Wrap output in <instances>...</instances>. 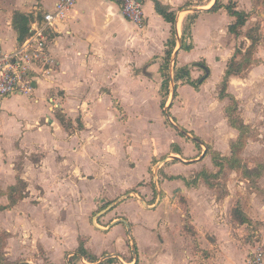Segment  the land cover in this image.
<instances>
[{"label":"crops","instance_id":"crops-1","mask_svg":"<svg viewBox=\"0 0 264 264\" xmlns=\"http://www.w3.org/2000/svg\"><path fill=\"white\" fill-rule=\"evenodd\" d=\"M55 1L0 0V50L9 51L19 44L12 25L14 12L31 16L30 29L31 22L51 10ZM155 1L167 6L176 15V43L171 54L172 65L171 59L169 64L167 95L161 90L164 78L160 67L164 62L165 44L172 36L173 25L157 13ZM215 1L147 0L144 4L145 24L138 27L121 15L119 4L113 0H78L70 17L60 24L62 32L54 35L49 42L50 52L58 62L53 74L37 85L33 98L12 96L0 99V173L5 170L14 177L13 181L0 189L7 191L21 179L25 194L28 192L27 174L46 168H55L59 172L67 168L81 177L95 174L102 184L101 189L104 186L110 189L112 184L116 190L123 191L124 186L125 192L129 194L128 186L131 183L123 177L131 175L137 168L129 174L114 172L110 177L105 168L110 164L109 154L99 149L97 151V147L92 146L93 142L98 143L101 149V144L121 142L122 135L119 133L123 120L119 118L129 116V113L140 116L145 110L153 111L154 106L158 110H169L177 118L180 106L194 107L191 106L194 100V105L199 99L202 102L201 88L219 89L228 62L236 49H241L236 45L238 34L228 30L235 20L225 8L229 2L234 4L236 10L248 14L247 25L250 20L260 17V31L264 36V0H219L220 6L210 10ZM192 15L195 18L186 37L191 49H181L180 38ZM244 25L238 32L244 30ZM199 26L202 27L203 35L196 33ZM243 39L250 44L249 38L244 36ZM200 40L203 46L211 50L215 48L212 57L203 52L198 54ZM253 57L256 62L251 65L255 70L264 67V40L258 42ZM196 63L202 64L194 65ZM184 66H188L190 78L196 86L178 82L174 95L173 71ZM204 67L208 69L207 75ZM202 70L204 75L198 78ZM234 76L231 75L228 80ZM225 92L233 95L227 86ZM217 97L221 101L226 99L220 98L219 92ZM51 98L57 101L58 107L50 103ZM162 103L164 106H161ZM57 114L62 115L67 126L60 122ZM222 114L228 123V130L237 133L235 138L227 142V153L217 149L213 151L220 158H227L232 154L230 145L238 137L239 131L228 121L225 107ZM177 119L181 126L195 128L193 124L189 127L190 120L185 122L179 117ZM76 121L78 126L74 127ZM177 126L174 124L175 128ZM79 134L85 144L75 149ZM167 135L172 137L169 151L163 155L157 173L170 162L166 159L168 155L183 161L172 158L178 170L176 173L165 171L167 177L160 185V179L156 176L158 174H154L156 196L150 203L145 202L154 209L163 200L174 212L172 218L158 219L153 223L158 239H153L151 245V264H245L252 246L251 229L256 223L260 225L258 231L264 238V219L258 217L255 202L247 195H240L243 192L239 187L234 189L228 185L220 190L218 184H209L204 180L219 172L206 162L207 154H210L213 165L214 155L206 145L209 144L207 139L201 138L200 142L186 144L185 139L175 135L171 129ZM204 148L207 150L202 155ZM54 156L56 162L53 161ZM147 175L145 168L139 179H145ZM191 176V180L195 181H189ZM109 189L107 193L111 195ZM138 191L146 200L150 198L149 186H141ZM19 201L11 208L18 206ZM237 202L250 223L241 224L232 218L231 211ZM118 218L111 217L108 225L96 228L108 231L111 229L109 225L114 226L123 221L112 223ZM80 243L77 242L74 249L67 253V262L73 259L70 260V257L75 254ZM83 245L99 261L100 251L91 250L88 241ZM52 247L56 251L49 264H60L64 248L57 243L44 245L45 250ZM141 248L142 254L134 258L137 263L145 253V247ZM22 260L29 264L25 259ZM77 261L79 264H90L82 257Z\"/></svg>","mask_w":264,"mask_h":264},{"label":"rangeland","instance_id":"rangeland-1","mask_svg":"<svg viewBox=\"0 0 264 264\" xmlns=\"http://www.w3.org/2000/svg\"><path fill=\"white\" fill-rule=\"evenodd\" d=\"M260 23V17H256L250 20L248 25L245 23L244 30L238 32L236 45L241 48V54L237 59H241L249 46V42L243 39L244 36L251 35L258 38V42L264 40ZM196 33L203 35L201 26L196 28ZM200 45L198 54L203 52L209 57L213 56L215 48L211 50L203 46L201 40ZM203 75L202 70L198 78ZM228 81L227 89L230 88V92L236 97L233 102L227 98L218 100L217 93L220 92V86L219 89L204 87L199 91L203 94L202 102L199 99L196 105H194L196 100L193 101L191 106L194 107L180 106L177 112L178 117L185 122L190 120L189 127L193 124L195 128L188 129L181 126L178 117H173L169 110H158L153 106V111L145 110L140 116L129 113V116L119 118L123 120L119 133L122 135L121 142L101 144L103 150L99 148L98 143L93 142L92 146L97 147V151L99 149L109 154L110 164L105 168L110 177L114 172L129 174L137 168L131 175L123 177L129 184L131 183V186H128L129 194L125 192L124 186L123 191L116 190V186L112 184L110 189L106 186L101 189L102 184L95 174L81 177L67 168L60 172L55 168H46L27 174L28 192L24 194V186L19 191L23 192L24 197L27 195L26 198H20V203L16 207L0 210V239L1 245L4 246L6 260L9 263H16L25 259L29 264H49L56 249L52 247L45 250L44 245L57 243L64 248L60 264H79L75 258L67 262V253L74 249L77 242L85 244L88 241L91 250L100 251L99 261H105V264H108L106 260L109 258L114 261L110 264H151V245L153 239H158L157 231L153 230V223L155 220L172 218L174 215L163 200L154 209L150 207L151 204L145 203H150L156 196L154 174H158L156 176L160 179L157 180L160 185L167 177L164 174L165 171L176 173L178 170L172 161L173 155H168L166 159L168 158L170 162L162 166V170L160 169L157 173L161 166L160 162H163V155L169 151V140L172 137H168V130L171 129L175 131V135L183 137L186 144L194 143L193 138L199 141L203 138L208 140L209 144L206 145L213 153L216 149L227 153L229 144L227 142L235 138L237 132L231 133L228 130V123L222 114L226 106L233 107L232 117L236 118L239 124L242 122L250 124L240 138L241 144L237 142V155L233 164L228 159H221L222 167L216 168L210 162V154H207L206 162L219 172L216 176L208 177L206 182L218 184L220 190L228 185L234 189L239 187L244 193L239 194L247 195L251 201L255 202L258 217L264 219V67L255 70V67L250 65ZM50 103L55 104V102ZM155 109H157L156 112ZM166 112L169 113L172 123L167 119ZM174 124L178 125V128H175ZM77 126L76 121L74 127ZM181 129L189 135L182 133ZM115 133L116 131L113 135ZM79 137L75 149L85 144L80 134ZM183 147L185 148L184 145ZM55 158L56 156H54V162H56ZM145 168L147 178L139 179ZM0 174H2L0 175L2 188L14 179L13 175L5 170ZM192 178L193 176L189 178V181H195L191 180ZM141 186H149L148 200L138 191ZM107 189L112 193L111 195L107 193ZM7 196L8 190L0 189V205L9 203ZM112 203L116 204L110 211L96 217ZM238 204L239 202L235 205ZM111 217H120L112 223L118 220H123V223L109 225L111 229L108 231H100L96 228L94 219L98 226H106ZM259 226L256 223L251 229L252 244L258 239L257 237L264 241L262 234L258 231ZM142 246L145 247V253L141 257L142 260L137 263L134 258L135 255L142 254Z\"/></svg>","mask_w":264,"mask_h":264},{"label":"built area","instance_id":"built-area-1","mask_svg":"<svg viewBox=\"0 0 264 264\" xmlns=\"http://www.w3.org/2000/svg\"><path fill=\"white\" fill-rule=\"evenodd\" d=\"M78 0H56L52 9L31 22L29 34L14 49L0 50V99L12 96L33 97L37 85L51 76L57 66L49 42L62 32L60 24L70 17ZM121 15L138 27L145 24L144 4L147 0H113ZM51 102L57 101L53 98ZM245 264H264V241L257 237Z\"/></svg>","mask_w":264,"mask_h":264},{"label":"trees","instance_id":"trees-1","mask_svg":"<svg viewBox=\"0 0 264 264\" xmlns=\"http://www.w3.org/2000/svg\"><path fill=\"white\" fill-rule=\"evenodd\" d=\"M219 6H220L219 0H216L214 5L210 8V10L217 9ZM225 8H226L227 12L229 13V15L235 19L234 22H232L229 25L228 30L232 34H238L239 28L245 24L247 17H248V14L244 11L236 10L235 6L232 2H229L225 6ZM155 10L157 11V13H159L164 18L165 21L170 22L173 25L172 36L165 44L166 49H165V55H164V62L160 67L161 74L164 78V81H163L162 86H161V90L163 91L164 95H167L168 89H169V81H170L169 64H170L171 54H172L173 48H174L175 43H176V29L174 28L176 15L173 11H170L167 6L162 5L158 1H155ZM30 18H31V16L28 14H25V13H22L19 11L14 12L13 19H12V25H13V28L15 29L16 33H17V41L19 43H21L25 39V37L29 34ZM194 18H195V15H192L191 17L188 18V20L185 24L184 30H183L181 38H180V42H181L180 48L181 49H185V50L191 49V45L186 43V37L189 36L190 25L192 24ZM247 38H249L250 44L245 49V52L242 54L241 59H237V57L241 54V52H240L241 49L237 48L233 57L228 62L224 78H223L222 82L220 83V92H219L220 98H228L229 100H232V102H233L235 100L234 96L225 92L228 78L231 75L239 74L242 70L246 69L251 64L256 62V59L253 57V54H254V51H255L257 44H258V38H254L251 35H248ZM200 64H202V63H196L194 65L200 66ZM173 82L175 83V87H174V91H173L174 95H176V84L178 82L187 83V84H190L192 86H196V83L194 81H192L190 78V71H189L188 66L179 67V68L175 69V71H173ZM161 106H164V103H162ZM232 111H233V107L232 108L228 107V106L225 107V114L227 116V119L230 122V124L239 131V135L235 139V141H233L230 145V149H231V153H232L230 157L220 158L219 155H217L216 153H213L214 154L213 155V162H214L213 164L216 167H218L219 169H220V167H222L221 159H228V161H230L231 164H233L235 162V160H236L235 156L237 155V151H236L237 145H238V143L241 144L240 138H242L245 129L249 126L248 124H246L244 122L239 124L235 120L236 118L234 119L232 117ZM57 118L60 120V122L63 125L67 126V124L65 123V119L62 117V115L57 114ZM216 175L217 174H211V175L205 177L204 180L206 181L208 177L216 176ZM22 186H24L23 181L21 179H18V181L15 185L9 187L8 196H7L9 203L7 205H4V206L0 205V210L10 209L13 205H15V203L20 198L24 197L23 192H19L22 189ZM15 195H18V196H15ZM231 215H232V218L234 220H236L237 222H239L241 224L251 222L238 205H235L232 208ZM81 257L84 258L87 262L92 263V264H105V261H98V258L96 256H94L93 254L88 252L86 250V248L84 247L82 242L80 243V245L76 249L75 254L70 257V260L72 258H75L78 260ZM106 262L108 264H110L114 261H113V259L109 258L106 260ZM0 264H28V263H25L22 261H19L16 263H9L6 260L4 246L1 245V239H0Z\"/></svg>","mask_w":264,"mask_h":264},{"label":"water","instance_id":"water-1","mask_svg":"<svg viewBox=\"0 0 264 264\" xmlns=\"http://www.w3.org/2000/svg\"><path fill=\"white\" fill-rule=\"evenodd\" d=\"M172 59H173V58H172ZM172 59H171V65H172ZM204 69H205V72H206V75H207V73H208V69L205 68V67H204ZM166 108H167V107H166ZM165 115H166L167 119L172 123L171 118H170V116H169V113L166 112ZM181 132L184 133V134H186V135H189V134H188L187 132H185L184 130H181ZM193 139H194V141L200 142L197 138H193ZM206 150H207V149H205V151L203 152L202 155H205ZM172 158H173V159H178V160H180V161H183L181 158L176 157V156H172ZM115 204H116V203H112L111 205H109L108 207H106L103 211L99 212V213L96 215V217H99V216H101V214L106 213L107 211H110V210L112 209V207H113ZM94 224L98 227V225L95 223V219H94ZM107 256L110 257L111 255H107Z\"/></svg>","mask_w":264,"mask_h":264}]
</instances>
